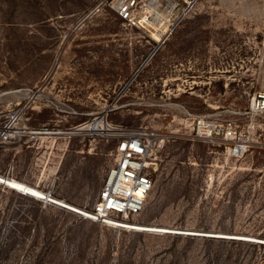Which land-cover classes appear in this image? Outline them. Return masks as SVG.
Returning <instances> with one entry per match:
<instances>
[{
	"label": "rangeland",
	"instance_id": "obj_1",
	"mask_svg": "<svg viewBox=\"0 0 264 264\" xmlns=\"http://www.w3.org/2000/svg\"><path fill=\"white\" fill-rule=\"evenodd\" d=\"M260 95L264 0H0V264H264ZM120 129L152 188L111 227Z\"/></svg>",
	"mask_w": 264,
	"mask_h": 264
},
{
	"label": "built area",
	"instance_id": "obj_2",
	"mask_svg": "<svg viewBox=\"0 0 264 264\" xmlns=\"http://www.w3.org/2000/svg\"><path fill=\"white\" fill-rule=\"evenodd\" d=\"M125 10L127 9L123 12ZM251 109L254 112H264V95L253 100ZM15 120L16 118H11L4 125L0 133V141L20 135ZM155 138L154 135L133 129H120L114 149V164L106 171L92 210L82 213L83 218L116 227L110 222L117 221L116 217H126L141 212L152 188V179L148 170L149 151ZM237 150L238 147H235L234 151Z\"/></svg>",
	"mask_w": 264,
	"mask_h": 264
},
{
	"label": "bare ground",
	"instance_id": "obj_3",
	"mask_svg": "<svg viewBox=\"0 0 264 264\" xmlns=\"http://www.w3.org/2000/svg\"><path fill=\"white\" fill-rule=\"evenodd\" d=\"M102 123V120L101 119H98V120H96L95 121V123L93 124V126L91 127V131L92 132H101L102 130L100 129V124ZM106 131H109V126H107L106 127ZM34 132H38V131H33L32 133H34ZM31 133V134H32ZM38 133H41V132H38ZM34 136H35V134H33ZM37 135V134H36ZM67 209H69V208H67ZM71 211H73L72 209H71ZM75 212V211H74ZM79 214H82V213H79ZM112 224H114V226H116V227H119V226H117V224H118V222H121V221H110ZM121 228H126V227H121ZM148 229H146V230H143L142 229V231H147ZM149 231V230H148ZM150 231H157V230H150ZM157 232H163V231H157ZM163 233H174V232H163ZM177 233H179V234H185V233H182V232H177ZM187 235H189V234H187ZM235 239V238H234ZM237 239V238H236ZM241 239V238H240ZM244 240H247V239H244ZM249 241H252V240H249Z\"/></svg>",
	"mask_w": 264,
	"mask_h": 264
},
{
	"label": "water",
	"instance_id": "obj_4",
	"mask_svg": "<svg viewBox=\"0 0 264 264\" xmlns=\"http://www.w3.org/2000/svg\"><path fill=\"white\" fill-rule=\"evenodd\" d=\"M65 209H67L66 207H64ZM68 210H71V209H68ZM146 228V227H145ZM143 230H146V229H143ZM142 232H156V231H142ZM177 234V233H176ZM179 234V233H178ZM190 235H192V236H199V234H190ZM202 236H205V235H202ZM224 238V237H223ZM232 239H234V238H232ZM238 240H244V239H238ZM258 243H260V244H264L263 242H258Z\"/></svg>",
	"mask_w": 264,
	"mask_h": 264
}]
</instances>
